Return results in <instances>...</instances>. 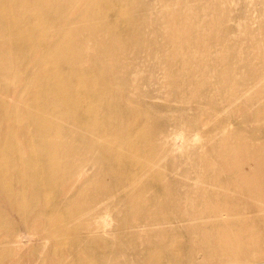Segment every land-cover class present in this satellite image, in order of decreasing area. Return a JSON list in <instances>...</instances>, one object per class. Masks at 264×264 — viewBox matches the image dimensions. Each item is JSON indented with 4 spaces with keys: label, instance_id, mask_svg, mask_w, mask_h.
Returning <instances> with one entry per match:
<instances>
[{
    "label": "bare ground",
    "instance_id": "6f19581e",
    "mask_svg": "<svg viewBox=\"0 0 264 264\" xmlns=\"http://www.w3.org/2000/svg\"><path fill=\"white\" fill-rule=\"evenodd\" d=\"M132 1L0 0V189L5 202L23 212L20 233L0 210V264L7 257L32 254L28 245L34 238L42 242L44 251L48 245V252L58 244L78 247V251L71 250L75 256L82 249L77 264L109 263L123 253L116 240L127 237L149 242L146 235L152 228L173 239L178 237L176 228H181L192 244L189 251L177 257L173 251L181 245L175 241L173 250L163 246L164 255L138 251L132 264H156L160 259L176 264H196L198 260L204 264H264L260 259L264 256L253 260L240 254L254 250L257 240L242 235L232 239L209 236L221 227L207 229L208 223L224 222L220 224L224 233L228 203H219L218 196L210 199V191L199 178L187 183L188 171L179 174L177 170L178 157L172 158L174 165L165 172L168 174L157 172L172 153H191L188 142L199 140V135L187 136L181 121L164 126L150 116L149 122L142 109L126 116L132 94L126 81L123 79L122 88L107 90L106 77L98 75L97 65L108 66V60H114L107 77L116 79L120 70L134 64L129 53L143 50L148 42L143 27L134 26L143 15L132 9ZM244 30L242 34L251 36ZM261 32L264 37V27ZM184 34L177 43L184 40ZM199 44L207 49L205 40ZM259 47L264 48V38ZM180 62L188 65L181 58ZM252 77L254 87L264 88V74ZM183 83L194 84L192 75H172L174 88ZM202 94L193 89L188 98L180 94L177 101L192 102ZM245 102L252 111L257 105ZM190 125L195 128L198 124L193 119ZM262 139L241 138L238 144L225 147L224 165L217 171L225 181H214L218 195L230 196L232 185L247 197L263 193ZM231 153L237 154L233 158ZM241 153L244 156L238 157ZM139 158L145 160L144 165ZM248 161L256 163L250 174L248 169L235 173L230 164L237 163L241 169ZM123 206L134 211L126 225L116 218ZM205 210L211 214L204 215ZM197 234L212 242L211 249L194 247ZM109 237L113 240H106ZM11 247L15 249L12 255ZM92 251L97 255L89 254ZM211 251L219 253L217 259L202 257V252Z\"/></svg>",
    "mask_w": 264,
    "mask_h": 264
},
{
    "label": "rangeland",
    "instance_id": "374dc122",
    "mask_svg": "<svg viewBox=\"0 0 264 264\" xmlns=\"http://www.w3.org/2000/svg\"><path fill=\"white\" fill-rule=\"evenodd\" d=\"M132 2L133 5H130L132 9L143 15V18L135 20L134 26L143 27L148 42L143 50L136 49L129 53V60H133L134 64L120 70L116 79L107 77L112 71L111 64L114 60H108V66L102 63L103 66L97 65L98 75L106 77L104 85L107 90L115 91L117 86L122 88L123 79L126 81L127 90L132 91L131 101L126 104L129 108L126 116L131 117L142 109L147 112L148 119L152 116L164 126H174L175 121H181L182 129L187 136L199 135V140L188 142L191 153L184 155L172 153L173 156L169 155L168 160L157 169V172L165 173L171 170L174 165L172 158L178 157L177 170L179 174L188 171L187 183L196 182L199 178L200 183L210 191L208 196L210 199L215 200L218 196L219 203L225 200L228 203L226 213L229 220L225 224V234L221 232L220 224L224 225V222H221L208 223L204 226L207 229L221 227L217 234L208 235L213 238L228 236L230 239L242 235L244 238L257 240L254 250L240 252L243 257L257 260L260 256H264V222L262 221L264 187L262 194L258 192L255 197H247L236 192V188L232 185L230 187L232 194L224 197L222 194L218 195L220 191L214 186V181L217 183L225 181V177L217 174L219 168L224 165L225 147L238 144L241 138H264V96L260 95L264 88L260 85L254 87L252 77L264 74V48L259 47L264 38L261 32L264 27V0H133ZM173 17L176 18V24L173 23ZM244 29H248L251 36L242 34L241 31H245ZM182 34L184 40L177 43V39ZM201 39L205 40L207 49L199 44ZM151 40L154 42L150 43ZM180 58L188 62V65H182ZM248 65L251 69H247ZM179 73L192 75L194 84L183 83L178 88H174L171 85V77ZM193 89L203 92L200 98L187 103L177 101L181 97L180 94H186L185 97L188 98L187 93ZM245 100H251L254 104L257 102L256 106L253 105V111ZM172 109H176V112L171 113ZM256 109L261 111L256 112ZM65 112L67 113V109ZM193 119L198 124L195 128L190 125ZM67 127L69 128L68 125ZM18 143L15 141V144L20 145ZM170 143L173 141L171 140ZM146 147L148 149L147 143ZM236 154L231 153L230 156L234 158ZM243 156L244 153H241L238 157ZM139 162L144 165L145 160L139 158ZM230 164L235 173L236 169L237 171L248 169L250 174L254 172L256 163L245 162L241 169H238L237 163L230 162ZM93 180L101 181L98 177H93ZM0 210L14 223L16 231L23 233L21 221L23 212L14 211L5 202L1 196V189ZM118 213L116 218L123 220L126 225L127 221L133 218L134 211L123 206ZM210 214L211 211L205 210L204 215ZM233 220L240 222L233 224ZM139 229L144 230V227L141 226ZM228 229L242 233L230 234ZM174 232L178 235L177 239L165 238L157 229L152 228L146 235L151 242L143 243L122 237L116 240V243L123 249L120 251L123 253L109 263L100 260L99 264H132L138 251L144 254L150 250L157 253V256L164 255L163 246L173 250L175 241L181 247L173 252L181 258V255L189 251L192 244H189L188 235L181 228H176ZM202 237L203 235L199 234L195 236L197 242L193 244L194 247L211 249L212 242L210 244L203 241ZM106 240L113 239L109 237ZM159 240L163 242L158 244ZM134 243L136 247H132ZM42 246V242L34 238L28 245L29 249H32V254L25 258L7 257L1 264H77V257L83 254L81 249L75 256L71 250L78 251V247L69 248L66 244L53 246L49 252L46 251L48 245L45 246L46 252ZM10 251L12 255L15 249L11 247ZM89 254L97 255V252L92 251ZM218 254L213 251L209 254L202 252V257L211 256L215 260ZM254 255L256 259L253 258ZM66 257L68 259L64 261ZM155 262L156 264L178 263L166 259ZM196 264H204V261L198 260Z\"/></svg>",
    "mask_w": 264,
    "mask_h": 264
}]
</instances>
